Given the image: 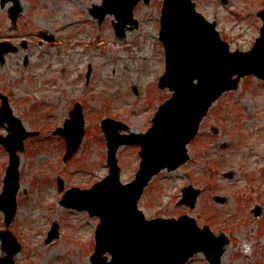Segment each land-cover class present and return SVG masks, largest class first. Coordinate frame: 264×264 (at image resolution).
<instances>
[{
	"label": "rangeland",
	"instance_id": "1",
	"mask_svg": "<svg viewBox=\"0 0 264 264\" xmlns=\"http://www.w3.org/2000/svg\"><path fill=\"white\" fill-rule=\"evenodd\" d=\"M263 1L197 0L196 8L217 23L232 51H249L260 36ZM101 3L22 0L24 13L12 32L7 9L0 5V41L18 46L25 41L28 46L0 64V92L9 97L27 130L39 132L26 140L21 154L18 210L8 228L21 246L16 264H92L99 219L85 210L64 208V192L90 188L108 175L102 120L111 118L130 132H146L159 106L172 95L158 86L166 65L159 38L163 0L138 5L139 27L125 39L115 35L114 16L99 24L91 15ZM43 31L55 41L41 43ZM76 102L84 106L85 139L65 163V140L53 131L63 127ZM199 129L188 147V163L154 177L139 208L149 219L188 215L201 228L207 225L215 235H226L229 245L221 264H264V81L253 75L242 78L237 90L212 106ZM7 133L0 126V136ZM139 150L122 147L118 153L124 183L135 178ZM8 159L0 144V193ZM59 177L63 192L58 190ZM187 186L201 191L194 209L179 204ZM257 206L262 208L259 216ZM55 223L59 236L46 243ZM4 229L0 211V231ZM1 256L5 253L0 240ZM187 264L210 263L197 254Z\"/></svg>",
	"mask_w": 264,
	"mask_h": 264
},
{
	"label": "water",
	"instance_id": "2",
	"mask_svg": "<svg viewBox=\"0 0 264 264\" xmlns=\"http://www.w3.org/2000/svg\"><path fill=\"white\" fill-rule=\"evenodd\" d=\"M0 1L2 8L13 3L9 8V19L16 27L24 11L21 0ZM141 1L150 2L103 0L90 12L100 24L107 15H113L116 36L125 38L127 30L139 26L134 10ZM161 14L160 40L166 49V70L159 87L173 91L172 97L159 107L152 127L146 133L121 134L123 130L128 131L123 122L103 120L109 175L93 188L68 189L61 200V205L68 209L86 210L91 217L100 218L92 264H186L198 253H204L211 264H220L228 244L225 235L216 237L208 226L200 229L196 220L189 216L149 220L138 209V202L154 176L164 169L174 171L188 162V144L197 136L209 108L224 92L237 89L240 79L247 74L264 79V25L261 37L251 51L232 53L228 43L221 39L216 23H210L196 11L194 0H164ZM258 16L264 22V9ZM41 36L53 40L52 37ZM17 51L13 43L0 41L1 63H5L6 55ZM0 98V125L8 131L7 136L0 137V143L9 153L0 210L8 228L18 209L19 153L24 151L27 137L35 136L37 132H28L21 120L14 116L7 96L0 93ZM69 114L64 128L55 132L66 141L64 162L77 152L85 135L82 105L76 103ZM129 145L141 146V162L135 179L123 184L117 155L122 146ZM58 185L59 191H63L62 178L58 179ZM199 195V190L187 187L183 190L180 204L193 209ZM255 211L259 215L261 210ZM58 235V225L55 224L47 242H52ZM0 239L6 253L5 257H0V264H15L14 257L21 246L8 229L0 231Z\"/></svg>",
	"mask_w": 264,
	"mask_h": 264
},
{
	"label": "bare ground",
	"instance_id": "3",
	"mask_svg": "<svg viewBox=\"0 0 264 264\" xmlns=\"http://www.w3.org/2000/svg\"><path fill=\"white\" fill-rule=\"evenodd\" d=\"M99 47H101V44L99 45ZM144 72H146V70H145ZM227 250H228V249H227ZM227 250H226V251H227ZM226 253H227V252H226ZM226 253H225V254H226Z\"/></svg>",
	"mask_w": 264,
	"mask_h": 264
}]
</instances>
